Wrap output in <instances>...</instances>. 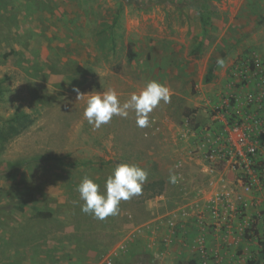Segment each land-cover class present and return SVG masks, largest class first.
Here are the masks:
<instances>
[{
	"label": "rangeland",
	"instance_id": "obj_1",
	"mask_svg": "<svg viewBox=\"0 0 264 264\" xmlns=\"http://www.w3.org/2000/svg\"><path fill=\"white\" fill-rule=\"evenodd\" d=\"M263 15L264 0H0V264L252 260L264 243ZM151 80L170 101L144 128L130 111L95 129L74 91L123 103ZM233 127L256 143L251 159ZM116 163L147 171L141 192L117 215L83 213L80 181L103 191ZM179 205L182 218L157 216Z\"/></svg>",
	"mask_w": 264,
	"mask_h": 264
},
{
	"label": "clouds",
	"instance_id": "obj_2",
	"mask_svg": "<svg viewBox=\"0 0 264 264\" xmlns=\"http://www.w3.org/2000/svg\"><path fill=\"white\" fill-rule=\"evenodd\" d=\"M217 64L222 67L224 60L218 58ZM74 91L78 99L86 97L83 116L95 129L108 124L114 116L127 118L130 111L135 113L138 127H148L149 113L161 101L164 103L170 101L169 88L156 80L148 81L138 93L133 92L123 103L112 89L103 92L93 91L89 94H81L78 88ZM147 176V171L138 165L116 163L105 180L103 191L100 190L99 184L85 176L76 189L83 201L81 211L99 220L117 215L121 201L138 195ZM172 182H175L174 177Z\"/></svg>",
	"mask_w": 264,
	"mask_h": 264
},
{
	"label": "crops",
	"instance_id": "obj_3",
	"mask_svg": "<svg viewBox=\"0 0 264 264\" xmlns=\"http://www.w3.org/2000/svg\"><path fill=\"white\" fill-rule=\"evenodd\" d=\"M219 187H221V186H219ZM219 187L217 188V190L219 189ZM220 190V189H219ZM232 189L230 188V195H231V197H236L237 196V194H238V192H235V191H231ZM227 192H228V190H227ZM166 194H168V193H166ZM167 198H166V202H168L169 201V197H168V195L166 196ZM205 197V199L207 198V195H205L204 196ZM204 197H201V198H204ZM164 199H165V197H163ZM200 198V199H201ZM199 199V200H200ZM164 201V200H163ZM196 205L198 206V208H200V206L199 205H202V204H200L199 202H197L196 203ZM196 205L195 206H192V209H193V214L194 213H196ZM175 207V206H174ZM174 207L173 206H168V207H161L160 209H157L156 210V212H157V216L159 217V219L160 218H162V217H166L167 215H169V214H172V213H174V214H177L178 215V217L179 218H182V216L180 215L181 213H179L178 211H176V210H179L180 208V210H182V209H184V208H182V206H177L176 208L177 209H174ZM185 212H182V214H184ZM201 214V213H200ZM164 217V218H165ZM184 220V219H183ZM186 220V222H188L189 221V219L188 218H186L185 219ZM159 225H161V228H160V233H163V232H165L168 228L166 227V230H165V225H164V222L163 221H161L160 222V224ZM172 240V239H171ZM166 245L168 244V243H165ZM176 246H175V248L174 249H181V250H186V248H189L190 246L191 247H193L192 245H193V243H174ZM152 244H150V246H151ZM165 245V246H166ZM170 246V245H169ZM168 246V247H169ZM172 247H174V246H172ZM177 247V248H176ZM161 249H163V246H162V248ZM160 250V249H159ZM155 252H157V251H155ZM154 252V253H155ZM162 253L163 252H159V253H157V254H155V256H157V257H164V256H162ZM165 258V257H164ZM154 261H157L159 264H163L161 261H159L157 258H154L153 259Z\"/></svg>",
	"mask_w": 264,
	"mask_h": 264
},
{
	"label": "built area",
	"instance_id": "obj_4",
	"mask_svg": "<svg viewBox=\"0 0 264 264\" xmlns=\"http://www.w3.org/2000/svg\"><path fill=\"white\" fill-rule=\"evenodd\" d=\"M241 127H233L229 131V142L236 147L238 156L249 160L257 152V145L251 139H248L246 133L242 131Z\"/></svg>",
	"mask_w": 264,
	"mask_h": 264
},
{
	"label": "trees",
	"instance_id": "obj_5",
	"mask_svg": "<svg viewBox=\"0 0 264 264\" xmlns=\"http://www.w3.org/2000/svg\"><path fill=\"white\" fill-rule=\"evenodd\" d=\"M264 26V15L258 20V27ZM217 68V63L213 64L210 68L209 71L206 75V81L209 82L211 80H213L214 76H215V70ZM25 115H24V119H25ZM13 121L15 122H20L21 121V117H18V115L13 117ZM150 187H154V184L150 185ZM153 191L151 192V195L149 196H155L157 194L162 193V191L160 189H156L153 188ZM42 213H38V215H41ZM255 232H257L255 230ZM261 249L258 251V253L256 254V256L252 259L249 260V262L247 264H260L261 261H264V243H259Z\"/></svg>",
	"mask_w": 264,
	"mask_h": 264
}]
</instances>
